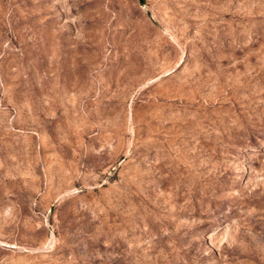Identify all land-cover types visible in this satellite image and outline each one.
Here are the masks:
<instances>
[{
    "label": "rangeland",
    "instance_id": "374dc122",
    "mask_svg": "<svg viewBox=\"0 0 264 264\" xmlns=\"http://www.w3.org/2000/svg\"><path fill=\"white\" fill-rule=\"evenodd\" d=\"M0 264H264V0H0Z\"/></svg>",
    "mask_w": 264,
    "mask_h": 264
}]
</instances>
